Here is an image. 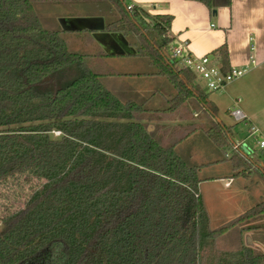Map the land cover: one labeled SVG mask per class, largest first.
<instances>
[{"label": "trees", "instance_id": "obj_1", "mask_svg": "<svg viewBox=\"0 0 264 264\" xmlns=\"http://www.w3.org/2000/svg\"><path fill=\"white\" fill-rule=\"evenodd\" d=\"M109 1L121 18L107 30L134 36L137 56L156 69L151 76L176 90L159 109L115 96L104 80L123 75L104 64L106 55L70 50L62 31L42 25L32 0H0V184L38 182L22 208L0 216V264H210L204 239L216 243L264 217L263 202L207 230L206 166H188L176 149L203 132L228 150L232 129L216 121L195 74L166 55L173 17L151 19L125 0ZM185 1L214 7V0ZM216 53L228 72L226 45ZM152 119L189 124L150 132ZM229 162L237 176L254 171L264 180L253 154L240 150ZM216 260L264 264V252L244 244Z\"/></svg>", "mask_w": 264, "mask_h": 264}, {"label": "crops", "instance_id": "obj_2", "mask_svg": "<svg viewBox=\"0 0 264 264\" xmlns=\"http://www.w3.org/2000/svg\"><path fill=\"white\" fill-rule=\"evenodd\" d=\"M32 2L42 25L46 29L62 31L65 40L67 37L73 36L72 38L69 37L70 43L77 40L79 44H83L84 48H86V53H104L106 55L104 64L111 69L116 68V72L123 75V78L134 80L135 78L144 77L146 78L145 80L149 79L152 81L162 79L161 77L151 76L155 74L156 69L153 70L150 65L151 72L148 74L123 73L124 70L118 69L121 67L120 65L116 66L115 62L139 57L137 56V51L124 34L107 30L108 25L112 23L109 21L110 16L102 13L83 15L75 8L80 3L77 0H32ZM125 2L127 5H133L143 10L151 19L157 15L172 16L173 22L169 30L170 35L173 37L174 42H187L193 55L220 58V55L216 52L226 45L229 69L243 68L250 65L251 70L247 74L230 83L222 91L210 93L205 88L204 83L197 79L196 84L208 95L209 101L216 107V121L232 129L233 139L234 132H237L238 135L244 134V137L241 135L242 139L238 143L245 142L246 144L248 142L247 139H251L250 131L252 127L259 129L261 137L264 138V0H214L213 10H208L200 3L185 0H125ZM41 4L44 7L37 9V5ZM65 6L68 7L66 8ZM67 19H94L95 22L90 25L89 29L77 31L80 28V24L61 22ZM151 19L145 20L143 23L148 25L152 23ZM139 23H141V20ZM87 36L90 38L88 46L84 44ZM128 47L129 50L135 51L136 54L127 55L126 50ZM88 48L90 51H88ZM251 58L256 59V66H251ZM106 79H110V86L114 87L112 82L116 78L110 77ZM105 86L119 99H135L125 97L123 95L125 89L122 90L115 87L113 90V88ZM175 96H171L168 99H172ZM155 98L157 97L152 96L146 99ZM237 108L248 117V122L236 123L230 117V112ZM236 143L234 141L233 144ZM227 164L216 161L212 166L210 164L202 165L206 167L200 172V188L207 182H220L225 189H231L235 182L241 178L237 177V175L235 176L237 172H234L233 168L231 172V168ZM210 168H215L208 173L211 176L202 178L203 172L210 170ZM251 175V173H247V178H250ZM248 180L244 181L248 183ZM249 190V186L244 184L243 189L234 190L228 193V196L241 195L247 200V196L250 194ZM241 209L242 207H239L240 211H242ZM248 211L241 212V215ZM256 233L255 231L246 230L240 232L245 246L253 248L262 246L264 248V241L259 242L260 240L255 239V236H259Z\"/></svg>", "mask_w": 264, "mask_h": 264}, {"label": "rangeland", "instance_id": "obj_3", "mask_svg": "<svg viewBox=\"0 0 264 264\" xmlns=\"http://www.w3.org/2000/svg\"><path fill=\"white\" fill-rule=\"evenodd\" d=\"M80 3L75 7L77 10L80 11L81 14H105L109 17V21L114 23L120 20L121 16L119 15L118 18V11L115 7L110 3L109 0H77ZM41 7L43 8V4L37 5V9ZM66 8L68 6H65ZM111 23V24H112ZM55 31V30H53ZM60 31V30H57ZM126 36V35H125ZM73 37V36H69ZM69 37L66 38L68 46L70 50L74 52H80L85 54L86 48H84L83 44H79L76 41L70 43ZM87 36L85 38L86 46H88L90 42V38ZM127 39L130 41L131 45L137 51L138 49V42L137 39L128 34ZM85 46V47H86ZM88 51L90 49L88 48ZM116 66L119 70H124L123 73H138V74H148L151 72L149 63L147 60L142 58H131V59H124L122 62H115ZM116 71V68H113ZM153 70L155 68L153 67ZM135 78L126 79L123 77H116V80L113 79V86L111 85L110 79H105L104 84L109 86L110 88L118 87L119 89L124 90L125 92L123 95L125 97H131L135 99H120L122 102H127L129 100L136 101L138 103L146 102L147 109H159L165 100L170 98L171 96L176 95V90L173 86L165 79H159L157 81L152 80H145L146 78ZM119 79V80H118ZM126 79V80H123ZM143 79V80H142ZM200 81V79H197ZM197 82L195 81V85ZM157 97L155 99H146L149 97ZM198 122H203L198 121ZM149 126V131L153 132L155 126L157 125H170V126H177L180 124H189V122H182L180 120H173L169 122H158L157 120H150L147 122ZM244 137V134H241ZM241 135H238L237 132H234V141L240 142L242 139ZM55 137H59V133L54 134ZM248 142L246 144L248 147L253 151V156L261 165H264V154L260 152L257 144L252 140V138L247 139ZM177 153L179 156L185 161V163L190 167L195 166H202L204 164H214V162H224L228 163L227 165L230 166L232 172V163L229 161L235 155L233 149L230 147L228 150H222L217 148L206 136L203 132H198L187 141L182 143L177 149ZM229 155L230 157H227ZM228 166V167H229ZM225 167V166H224ZM215 168H210V170H205L203 172L202 178H207L208 173L213 171ZM219 169V168H218ZM238 173V172H237ZM250 174V173H249ZM251 177L247 178L246 176H237L241 179L248 180L249 182L246 183L244 180H238L235 182V185L227 190L224 188L222 183H204L202 188H200V193L202 195V199L205 206V215L208 217L209 225L207 230L212 231L218 228H221L228 224L229 222L235 220L241 215V212H245L250 210V208H255L256 206L262 204L264 202V180L254 171L251 173ZM232 175V173H231ZM237 174H235L236 176ZM213 176V175H212ZM238 179V178H237ZM244 184L248 185L250 190V194L247 196V200L244 197L240 196H228V193L234 190H240L244 188ZM38 182L32 181L31 183H27L21 181L19 183L8 180L2 184H0V216L4 217L6 212V208L11 209V211H15L20 209L24 206L25 200L27 199L28 195L31 193L33 187H37ZM245 205V206H244ZM239 207H242V211L239 210ZM256 226L260 228L259 230H255L256 234L259 235L258 237L255 236L256 240H260L259 242L264 241V217L258 218L253 223H244L239 226V228L231 231L225 237L220 238L217 240L216 243L210 241V239H204L203 236L206 229L202 231V247L205 249L202 251V256L204 259L210 260V264H216L218 260H216L217 255H222L224 253H230L238 250L241 245H244L243 237L241 236V230H245L248 227ZM245 227V228H244ZM243 228V229H242ZM260 251L264 252V248L260 246ZM205 263V260H203Z\"/></svg>", "mask_w": 264, "mask_h": 264}, {"label": "built area", "instance_id": "obj_4", "mask_svg": "<svg viewBox=\"0 0 264 264\" xmlns=\"http://www.w3.org/2000/svg\"><path fill=\"white\" fill-rule=\"evenodd\" d=\"M127 8L129 11H133L135 6L128 5ZM166 55L170 60L178 62L179 67L192 71L195 74L196 79H200L210 93L224 90L230 83L242 78L251 70L250 65H248L247 67L234 68L230 69L228 72H224V64L220 58H214L211 56L197 57L190 51L189 44L182 41H173L168 46ZM256 64V59L251 58V66H256ZM230 117L236 123H245L249 120L239 108L233 109L230 112ZM250 137L256 142L260 152L264 154V138L261 137L259 129L252 127ZM232 149L234 153L241 150L245 154H253V151L245 144V142L233 144ZM227 157L230 156L227 155Z\"/></svg>", "mask_w": 264, "mask_h": 264}, {"label": "water", "instance_id": "obj_5", "mask_svg": "<svg viewBox=\"0 0 264 264\" xmlns=\"http://www.w3.org/2000/svg\"><path fill=\"white\" fill-rule=\"evenodd\" d=\"M61 22H66V23H78L80 24V28L77 31H85L86 29L90 28V25L93 24L95 22L94 19H81V20H71V19H67V20H63ZM126 54L127 55H134L136 54L135 51L133 50H129V47L126 50Z\"/></svg>", "mask_w": 264, "mask_h": 264}]
</instances>
